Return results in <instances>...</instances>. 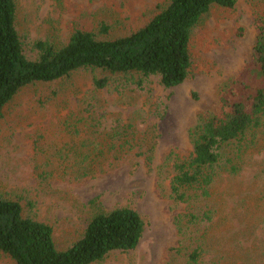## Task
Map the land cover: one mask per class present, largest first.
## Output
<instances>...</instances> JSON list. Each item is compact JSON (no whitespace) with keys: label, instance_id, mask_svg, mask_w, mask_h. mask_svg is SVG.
Segmentation results:
<instances>
[{"label":"trees","instance_id":"1","mask_svg":"<svg viewBox=\"0 0 264 264\" xmlns=\"http://www.w3.org/2000/svg\"><path fill=\"white\" fill-rule=\"evenodd\" d=\"M235 3L169 0L143 27L127 36L99 39L87 26L73 27L64 43L35 40L28 44L34 54L28 56L17 29L16 0H0V117L5 105L23 89L68 78L79 70L122 75L126 83L137 87L149 77H157L163 88L176 87L189 75L192 30L209 9L231 11ZM256 9L255 38L243 71L218 86L216 108L198 116L189 130L190 153L175 156L166 174L168 197L175 206L184 207L174 217L178 234L183 237L185 229L200 230L206 223L195 239H178L168 249L173 264H261L251 253L257 248L256 238L245 243L263 224L255 215L264 206V192L263 205L257 206V182L248 186L246 195H240L238 191L243 189H237L242 182L236 180L248 149L256 145L255 135L264 118V8ZM108 31L102 22L100 33ZM236 34L244 37V29L237 28ZM108 84L107 77L93 81L97 90ZM89 119L94 120L80 116L60 122V135L41 142L43 149L38 142L34 144L36 154L42 153L48 165L58 166L54 168L61 178L79 182L145 155L141 151L127 155L137 141L139 148L143 141L132 125L101 134L90 128ZM86 128L91 132L84 138ZM262 166L259 173L264 175V163ZM144 227L143 218L133 208L100 211L90 217L69 247L58 249L50 225L24 216L18 199L0 193V256L13 264H97L113 253L135 249Z\"/></svg>","mask_w":264,"mask_h":264},{"label":"rangeland","instance_id":"2","mask_svg":"<svg viewBox=\"0 0 264 264\" xmlns=\"http://www.w3.org/2000/svg\"><path fill=\"white\" fill-rule=\"evenodd\" d=\"M168 1L16 0L17 29L28 56H33L28 44L35 40L64 43L73 27L87 26L99 39L127 36L143 27ZM257 7L262 10L264 0H236L231 11L209 9L191 33L188 78L176 87H161L157 77L144 79L137 87L126 83L122 75L79 70L68 78L23 89L5 105L0 117V193L18 199L24 216L50 225L58 249L69 247L94 214L116 207L133 208L145 225L137 247L113 253L97 264H173L168 249L178 239H195L206 223L200 230L185 229L183 237L178 234L174 217L184 212V207L175 206L168 197L166 174L175 156L190 153L189 130L198 116L216 108L218 86L243 71L255 38ZM102 22L109 27L104 34L100 33ZM239 27L244 29V37L237 36ZM104 77L108 86L95 89L94 79ZM80 116L93 118L88 125L101 134L132 125L143 141L141 148L137 141L127 155L139 151L145 155L79 182L61 178L54 168L58 166L48 165L42 153L34 152V144L45 139L51 142L54 134L62 133L60 122L69 123ZM262 121L256 145L248 149L236 177L242 182L237 189H243L238 191L240 195H246L248 186L257 182V206L263 205L264 192V175L259 173L264 163V118ZM87 130L84 138L90 135ZM255 217L263 224L245 244L256 238L257 248L251 253L264 264V206ZM0 264L13 262L0 256Z\"/></svg>","mask_w":264,"mask_h":264}]
</instances>
